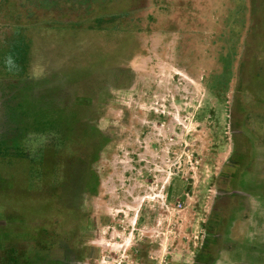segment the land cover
Wrapping results in <instances>:
<instances>
[{"label": "rangeland", "instance_id": "374dc122", "mask_svg": "<svg viewBox=\"0 0 264 264\" xmlns=\"http://www.w3.org/2000/svg\"><path fill=\"white\" fill-rule=\"evenodd\" d=\"M1 146L24 264H264V0H0Z\"/></svg>", "mask_w": 264, "mask_h": 264}, {"label": "trees", "instance_id": "16d2710c", "mask_svg": "<svg viewBox=\"0 0 264 264\" xmlns=\"http://www.w3.org/2000/svg\"><path fill=\"white\" fill-rule=\"evenodd\" d=\"M45 111H47V109H45ZM49 113H50L49 111L46 113V116H48V118L50 117ZM45 125L47 126L48 124L46 123L43 126H45ZM40 132L45 133V132H47V129L45 130L43 127V130H41ZM1 150H2V152H1ZM4 150H5V148L3 149L1 146V148H0V155L1 156L5 155ZM43 178H44L46 183L52 182L49 180V172L45 173V175L43 174ZM96 181H97V179H96ZM95 186H97V185L95 184ZM8 188L10 190H12L11 188H14V187H8ZM93 188H94V185L91 186V191H93ZM30 191H32V190H30ZM46 192L47 193L49 192L52 194L53 190L48 191V188H47ZM10 198H11V196H10ZM12 198L17 199V197L15 198L14 196ZM20 198H18V199H20ZM45 198H46V199H44L45 200V217L47 218L50 216V214L52 215V212L50 209L53 208L54 205H53V203H50V205H49L48 198H52V197L46 196ZM25 199H26V197H25ZM31 199H35V197L31 198ZM41 229L43 231L44 227ZM37 230L38 229H30V228H26L25 226H17V225L16 226H0V264H24V261L27 258V252H26V249L24 247H22L24 244L23 240L32 237L35 234V231H37ZM26 231H27V233H26ZM38 232H41V231L38 230ZM44 234L46 236L45 237V245H47V246L51 245L53 243V239H54L53 237L55 235L48 233V230H46V228H45ZM35 237H37L36 234H35ZM18 245H19L18 249L10 247V246H18Z\"/></svg>", "mask_w": 264, "mask_h": 264}, {"label": "crops", "instance_id": "0c3cea01", "mask_svg": "<svg viewBox=\"0 0 264 264\" xmlns=\"http://www.w3.org/2000/svg\"><path fill=\"white\" fill-rule=\"evenodd\" d=\"M23 200V199H22ZM39 200H41V198H36V199H33L32 202L36 205L39 203ZM26 201V200H25ZM45 204V200H42ZM22 202V201H21ZM41 202V201H40ZM44 209H45V205H44ZM40 218L42 220H44V217H45V211H44V214L40 213ZM24 220V218H23ZM22 219L20 220V222H17V223H12V222H7V223H0V226H25L26 228H30V229H38L40 228L39 224H36L35 221H32L30 220V222L28 221V219H25L23 222H21ZM43 225V224H42ZM42 227V226H41ZM43 228V227H42Z\"/></svg>", "mask_w": 264, "mask_h": 264}]
</instances>
